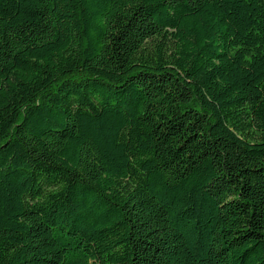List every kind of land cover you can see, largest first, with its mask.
<instances>
[{"label": "trees", "instance_id": "1", "mask_svg": "<svg viewBox=\"0 0 264 264\" xmlns=\"http://www.w3.org/2000/svg\"><path fill=\"white\" fill-rule=\"evenodd\" d=\"M0 264H264V0H0Z\"/></svg>", "mask_w": 264, "mask_h": 264}]
</instances>
